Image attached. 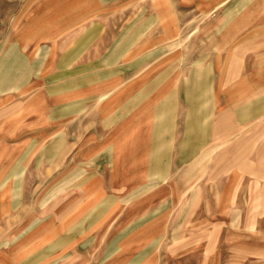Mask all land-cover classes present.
Segmentation results:
<instances>
[{
	"label": "rangeland",
	"instance_id": "obj_1",
	"mask_svg": "<svg viewBox=\"0 0 264 264\" xmlns=\"http://www.w3.org/2000/svg\"><path fill=\"white\" fill-rule=\"evenodd\" d=\"M206 2L0 0L3 105L21 98L15 89L27 64L47 63L23 53L46 52L52 28L93 12L82 26L114 20L122 32L129 16L136 20L135 40L119 60L106 59L115 38L97 25L88 81L76 58L56 60L55 72L72 74L51 81L71 84L73 100L83 88L98 97L128 86L120 124L109 123L106 109H85L73 120L74 135H56L54 152L50 141L0 124V180L17 159L29 164L27 151L39 162L23 204L16 203L22 189L0 186V264H264V54L246 61L240 56L255 52L254 44L231 50L222 43L219 10ZM82 26L59 36L57 51H70L65 41L79 39ZM31 37L37 41L26 44ZM256 67L261 73L253 74ZM94 125L100 146L82 159ZM80 160L88 185L65 188V171L78 173Z\"/></svg>",
	"mask_w": 264,
	"mask_h": 264
},
{
	"label": "crops",
	"instance_id": "obj_2",
	"mask_svg": "<svg viewBox=\"0 0 264 264\" xmlns=\"http://www.w3.org/2000/svg\"><path fill=\"white\" fill-rule=\"evenodd\" d=\"M206 1L207 2L204 5L207 10H211L213 13L219 10V20H216L215 27L220 30V37L223 41L222 43L230 44L231 50L235 47L234 45L254 44L256 51H245L240 58L246 61H257L263 57L264 51L260 50L259 46L264 44V0ZM95 13L96 12L84 15L79 22H76L75 25L69 26V28H73L76 25L82 26L83 23L95 17ZM129 17L127 26H124L126 27V30L122 32L119 28L120 22H114V20L111 24L94 21L91 25L82 26L81 28L84 31L78 36L79 39L74 38L70 41H65V47H67V45L72 46L70 51H57V38L67 32L69 28L60 31H55V29L52 28V33L51 31H48V34H51L46 37L50 42L47 45L46 52L40 53L30 51L25 54L23 53L24 59H33V61L40 59L45 60L47 62L44 65L45 67L43 66L35 69L28 64L25 66L23 69L21 84L18 85L19 83H17V88L15 89V91L21 92L24 95L22 94L20 99L11 101L6 105H3V99L0 100V124H15V135H31L27 137H31L32 140L36 137L37 139L42 138L50 141L48 143L49 152H54L55 150L56 135H64L65 140L68 135H74L72 131L73 120L79 117L85 109L96 107L103 108L104 110L106 109L107 113L111 112L112 121H109V123H114L115 120L116 123L120 124V109L127 108L124 103L126 102V99L130 97L128 94V86H125L112 96H110L111 90H107L98 97L95 89L89 90L88 87L85 86L87 87L85 90L84 88L83 90H80V94L78 95L79 99L73 100L71 84L66 81L60 84L52 83L51 81H55V79L52 78L56 75L67 76L72 74L71 70H63L58 73L55 72V61L59 59L71 60L73 58L81 61L80 68L78 69L82 78L81 81H83L84 76L87 77L86 79L88 81V71L90 69L88 68V59H90L89 46L92 44V36H94L91 29L97 25L99 27H103L104 32L111 29V33L115 38V40H113L110 44V46L113 45V49L110 51L109 55H107L108 57L106 59L119 60L122 54L129 51V46L135 40L136 20L131 19V16ZM49 25H51L50 22L48 23V27H50ZM51 27H54V25ZM44 28L45 25L42 24L40 31L44 32ZM33 37H31V39L28 38L25 41L26 44H29V42H36L37 40L33 39ZM39 40H41V38ZM105 42H107V40L104 41V44H106ZM127 47L128 49H126ZM254 69L256 73L253 74L261 73L258 67ZM107 72L109 71H105V73ZM13 74L19 76L22 72L20 74H17V71L16 73L11 72V75ZM35 75L48 76L49 80L46 82L47 80L43 78L40 79V77L35 79ZM90 76H94V74H90ZM17 82H20L19 78H17ZM9 91L14 90L10 89ZM74 97H77V94ZM106 98V101L100 103L102 99L104 100ZM243 109H245V107H243ZM124 116L125 115L122 117ZM99 128L103 129L101 127ZM87 129V134L85 135H89V140L82 145L83 147L80 148L78 156L82 159L94 155L95 152L98 151L101 143L97 140L99 135L98 126H90ZM3 134L11 135L13 132L10 131ZM79 135L84 134L79 132ZM24 152V150H21V155H24ZM26 154L32 155L29 164L28 162L27 164H24V159H17L15 169L10 170L12 173L2 176V179L0 180L1 187H16L18 189H22L21 194L16 196L17 204H23L24 202V188L37 186V183H29L33 172H35L37 168L36 164L39 163L36 159L37 153L30 150L27 151ZM78 164L79 165L76 166L79 168L76 170L73 169L78 173L68 176V170L65 171L64 180L66 183L63 185L65 188L74 186L83 187L88 185V183H85V179L88 177L87 173L89 171L83 167L85 162L80 160ZM72 172L71 167L70 174H72ZM8 202L11 201L8 199L7 203Z\"/></svg>",
	"mask_w": 264,
	"mask_h": 264
}]
</instances>
